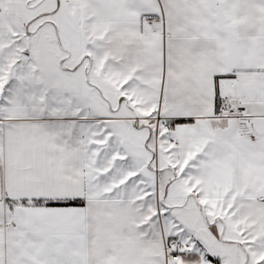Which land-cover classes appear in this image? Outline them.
<instances>
[{"label":"snow or ice","instance_id":"obj_1","mask_svg":"<svg viewBox=\"0 0 264 264\" xmlns=\"http://www.w3.org/2000/svg\"><path fill=\"white\" fill-rule=\"evenodd\" d=\"M0 264H264V0H0Z\"/></svg>","mask_w":264,"mask_h":264}]
</instances>
